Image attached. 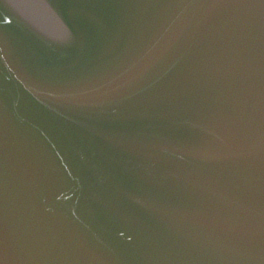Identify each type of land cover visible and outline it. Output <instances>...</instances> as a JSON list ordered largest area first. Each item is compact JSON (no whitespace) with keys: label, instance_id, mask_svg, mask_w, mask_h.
<instances>
[{"label":"water","instance_id":"95a60500","mask_svg":"<svg viewBox=\"0 0 264 264\" xmlns=\"http://www.w3.org/2000/svg\"><path fill=\"white\" fill-rule=\"evenodd\" d=\"M262 69L256 9L0 0L3 264H259Z\"/></svg>","mask_w":264,"mask_h":264},{"label":"snow or ice","instance_id":"6c2138e0","mask_svg":"<svg viewBox=\"0 0 264 264\" xmlns=\"http://www.w3.org/2000/svg\"><path fill=\"white\" fill-rule=\"evenodd\" d=\"M191 3L199 7L221 10L225 14L235 12L240 9H256L259 12L261 21L264 22V0H190ZM119 85L118 87H124ZM249 130L258 131V142L251 143L254 149L247 153L249 157H258L260 161L261 184L259 189V211L245 219L244 223L253 234V239L249 242L253 246L258 245L260 255L259 264H264V69L261 72L259 95L250 104ZM249 140L252 136L249 135ZM7 250V240L2 230H0V264H3L2 257Z\"/></svg>","mask_w":264,"mask_h":264}]
</instances>
